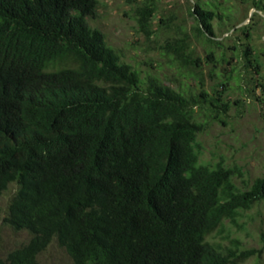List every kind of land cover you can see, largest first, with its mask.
<instances>
[{
    "label": "trees",
    "instance_id": "1",
    "mask_svg": "<svg viewBox=\"0 0 264 264\" xmlns=\"http://www.w3.org/2000/svg\"><path fill=\"white\" fill-rule=\"evenodd\" d=\"M123 1L150 40L155 3ZM243 1L264 12V0ZM215 3L195 1L193 32L164 39L161 51L199 68L190 37L225 47L211 21L229 15ZM97 4L0 0V194L15 184L3 222L29 233L0 264H40L53 239L71 264H238L264 247V231L261 247L246 250L209 235L264 200V175L247 183L243 168L223 157L201 161L197 135L206 124L194 119L208 107L225 124L226 83L208 94L195 70L197 92L141 77L89 24ZM158 21L169 28L173 16ZM236 21L225 31L242 34L231 48L259 73L251 25Z\"/></svg>",
    "mask_w": 264,
    "mask_h": 264
},
{
    "label": "rangeland",
    "instance_id": "2",
    "mask_svg": "<svg viewBox=\"0 0 264 264\" xmlns=\"http://www.w3.org/2000/svg\"><path fill=\"white\" fill-rule=\"evenodd\" d=\"M144 0H135L141 3ZM156 5V19L153 23L155 35L145 39L136 31V23L132 6L123 0H98L94 17L88 18L91 26L101 30L106 42L115 48L121 58L137 69L141 77L154 75L175 88H184L197 92L198 80L192 73L194 70L204 79V89L208 94L219 81L226 83L224 97L232 104L223 116L225 124L212 118L208 107L196 108L194 119L205 122L204 130L197 135L200 145L199 158L204 162H215L223 157L228 165H239L243 168L244 179L250 183L256 176L264 175V12L256 11L249 1L241 0H152ZM204 2L203 7L218 5L220 12L228 14L221 21L212 19V28L225 47L219 48L205 42L202 37H190L194 55L201 57L199 68L191 64L182 65L173 54L161 51L159 45L168 37L177 36L181 30L193 32L195 20L189 14L190 6L195 2ZM225 6H232V9ZM173 16L171 27H160L158 18L167 19ZM238 20V21H236ZM243 22L251 25V40L255 53L260 60L259 73L246 67L243 57L237 56L239 51L231 48L240 32L226 29L232 22ZM180 26L176 30L175 26ZM238 27V26H237ZM228 35V36H227ZM213 50V60L206 59V52ZM222 55L226 61L222 59ZM213 76L210 77L209 73ZM262 84V85H261ZM236 100V101H235ZM238 185H243L238 177L234 178ZM15 189L10 183L0 194V257L14 247L26 242L29 233L26 230H14L3 222L7 203ZM264 231V200L242 212L235 223L224 220L209 235L211 241L222 246H232V240L239 249H259L260 233ZM40 264H71V259L55 239L38 255ZM238 264H264V247L247 256Z\"/></svg>",
    "mask_w": 264,
    "mask_h": 264
},
{
    "label": "water",
    "instance_id": "3",
    "mask_svg": "<svg viewBox=\"0 0 264 264\" xmlns=\"http://www.w3.org/2000/svg\"><path fill=\"white\" fill-rule=\"evenodd\" d=\"M242 23H243V22L238 23L235 27L242 25ZM233 29H234V28H232L231 30H233Z\"/></svg>",
    "mask_w": 264,
    "mask_h": 264
}]
</instances>
